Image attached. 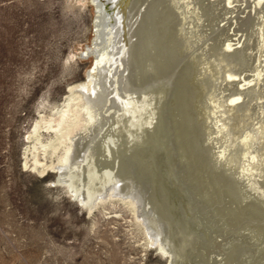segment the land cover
<instances>
[{
    "label": "rangeland",
    "instance_id": "obj_1",
    "mask_svg": "<svg viewBox=\"0 0 264 264\" xmlns=\"http://www.w3.org/2000/svg\"><path fill=\"white\" fill-rule=\"evenodd\" d=\"M154 5L155 26L139 47H150L152 57L164 54L170 62L165 67L157 62L156 72L168 75L172 90L177 88L179 127L189 156L186 174L198 197L206 191L212 197L200 200L210 223L206 225L215 221L230 238L249 229L262 233L264 211L241 208L245 202H240L237 181L256 195L264 193V0H156ZM181 12L194 14L186 21L188 31L192 20L199 19L194 30L201 36L192 51L201 57L207 82L200 103L211 108L206 115L214 131L212 144L206 142V124L197 117V87L190 83L188 89L194 76L192 54L178 52L175 34L184 22ZM95 17V8L80 0H0V264H171V257L150 241L142 206L135 208L118 194L85 204L71 195L68 182L58 180V172L33 169L30 152H24L40 116L60 106L69 85L85 80L93 67L95 57L84 53L93 46ZM211 61L218 80L208 78ZM232 96L237 103L228 109ZM212 98L218 107L212 106ZM39 131L47 139V130ZM247 134L253 136L248 146ZM144 144L138 145V153ZM46 156L56 161V153ZM155 162L158 170L164 167L161 157ZM169 182L158 185L161 192L169 189ZM203 241L206 246L211 240L198 237L199 244ZM197 242L185 243L186 264H211L210 251ZM258 258L254 260L264 262Z\"/></svg>",
    "mask_w": 264,
    "mask_h": 264
},
{
    "label": "bare ground",
    "instance_id": "obj_2",
    "mask_svg": "<svg viewBox=\"0 0 264 264\" xmlns=\"http://www.w3.org/2000/svg\"><path fill=\"white\" fill-rule=\"evenodd\" d=\"M80 1L83 5L87 2L95 8L96 36L93 46L84 53L93 55L95 61L85 80L69 85L62 104L55 107L50 115H41L36 121L28 136L32 137L30 145L24 151L31 154L30 166L39 174H44L48 169L58 172V180L68 182L71 195L85 204L91 198L96 200L118 194L135 208L142 206L150 241L160 248L162 255L171 257V264L189 262L184 245L191 240L197 242L198 237L211 240L206 246L204 241L200 244L197 242L201 249L210 251L211 264H264L254 260L257 257L264 258V231L261 233L249 229L248 234L237 232L236 236L230 238L226 231H220L213 224L215 221L206 225L207 217L202 214L204 204L200 200L202 197L207 200L212 197L208 191L205 196L201 194V198L198 197L200 192L186 174L185 163H189V156H186L179 127L177 88L175 86L172 90L173 82H170L168 75L156 72L157 62L163 67L170 62L164 54L152 57L150 47H139L145 33H149L147 30L155 26L152 13L156 0ZM180 14L184 22L175 34L178 52L192 54L194 76L188 81V89L193 85L197 87V117L206 124L205 131L210 134L206 142L212 144L214 131H210L209 117L206 115L207 112L210 114L211 108L208 109L209 104L204 106L200 103L207 82L202 79L201 57L192 51L197 37L201 36L194 30L199 27L195 22L199 19L192 20L194 24L192 22L188 31L187 23L194 14L190 17L184 12ZM139 55L144 58L141 59ZM149 71L154 73L153 76H161L154 78L148 74ZM208 71V78L219 79L214 62L208 64ZM234 99L229 102L228 109L234 108L237 103ZM211 103L214 108L219 106L215 98H212ZM40 127L47 130V139L41 137L44 131L40 132ZM149 129L152 131L147 134ZM171 137L176 143V155L170 146ZM252 137L251 134L244 137L247 146ZM141 142L145 144L140 154L138 145ZM53 153H56V161H47L46 155ZM158 156L164 159V167L160 170L156 168L155 162ZM23 164H27L26 158ZM228 172L234 174L233 170ZM163 181L170 183L164 193L158 188ZM237 183L240 184L242 196L239 197L240 202H245L241 208L249 210V206H252L264 211V193L256 195L244 189L249 185L243 186L240 181ZM252 185L255 183L252 182ZM192 198H195L193 202ZM190 264L198 263L192 261Z\"/></svg>",
    "mask_w": 264,
    "mask_h": 264
},
{
    "label": "water",
    "instance_id": "obj_3",
    "mask_svg": "<svg viewBox=\"0 0 264 264\" xmlns=\"http://www.w3.org/2000/svg\"><path fill=\"white\" fill-rule=\"evenodd\" d=\"M82 55H83V53H82Z\"/></svg>",
    "mask_w": 264,
    "mask_h": 264
}]
</instances>
